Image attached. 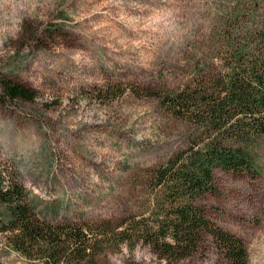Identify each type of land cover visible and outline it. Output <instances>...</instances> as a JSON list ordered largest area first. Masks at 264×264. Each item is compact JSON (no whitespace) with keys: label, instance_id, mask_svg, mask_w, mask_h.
<instances>
[{"label":"rangeland","instance_id":"obj_1","mask_svg":"<svg viewBox=\"0 0 264 264\" xmlns=\"http://www.w3.org/2000/svg\"><path fill=\"white\" fill-rule=\"evenodd\" d=\"M220 0H39L15 39L0 47V75L34 89L31 101L0 99V173L25 189L51 222L122 220L144 210L147 178L188 145L191 125L155 91L190 75L188 44L217 22ZM108 89V92L106 90ZM105 91V92H104ZM256 178L217 171L212 219L264 244V137ZM178 264H227L215 244ZM0 264H39L0 233ZM96 264H162L145 245H123Z\"/></svg>","mask_w":264,"mask_h":264},{"label":"trees","instance_id":"obj_2","mask_svg":"<svg viewBox=\"0 0 264 264\" xmlns=\"http://www.w3.org/2000/svg\"><path fill=\"white\" fill-rule=\"evenodd\" d=\"M214 9L218 19L209 33L188 44L191 71L183 86L142 91L192 128L188 145L148 176L144 210L119 221L51 222L15 178L5 184L0 173V233L15 251L39 264H96L107 250L142 244L162 264H178L204 256L213 243L227 264H248L244 239L212 219L207 198L220 194L218 170L260 173L264 0H220ZM35 95L0 75L4 102Z\"/></svg>","mask_w":264,"mask_h":264},{"label":"clouds","instance_id":"obj_3","mask_svg":"<svg viewBox=\"0 0 264 264\" xmlns=\"http://www.w3.org/2000/svg\"><path fill=\"white\" fill-rule=\"evenodd\" d=\"M38 5L39 0H0V47L4 40L18 37L25 19ZM248 264H264V244L250 250Z\"/></svg>","mask_w":264,"mask_h":264}]
</instances>
